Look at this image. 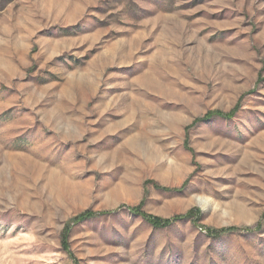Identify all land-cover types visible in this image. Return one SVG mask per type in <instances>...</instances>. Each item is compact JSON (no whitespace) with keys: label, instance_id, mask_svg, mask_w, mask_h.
<instances>
[{"label":"rangeland","instance_id":"374dc122","mask_svg":"<svg viewBox=\"0 0 264 264\" xmlns=\"http://www.w3.org/2000/svg\"><path fill=\"white\" fill-rule=\"evenodd\" d=\"M0 264H264V0H0Z\"/></svg>","mask_w":264,"mask_h":264},{"label":"trees","instance_id":"16d2710c","mask_svg":"<svg viewBox=\"0 0 264 264\" xmlns=\"http://www.w3.org/2000/svg\"><path fill=\"white\" fill-rule=\"evenodd\" d=\"M239 110V105H237L233 110H231L230 112H222V111H212L209 112L207 114H205L203 117L197 118L193 124L191 126L187 127V130H189L192 126H196L199 123L202 122H207L210 121L214 118H222V119H231L235 116L236 112ZM189 140L188 137L185 140V144H188ZM146 185L148 184H153L155 188H157L158 190H163V191H172L173 189L167 188V187H163L160 184H158L157 182L154 181H146L145 183ZM144 203L141 202L139 205L137 206H121L119 207V209L114 210V211H105V212H95L93 210H86L80 214H78L77 216L73 217L72 219H70L67 224L65 225V228L63 230L62 236H61V241H62V245L64 247V249L70 254L71 253V249H70V244H69V237H70V232L72 230L73 225H78L81 223H84L88 220H93L95 218H97L100 215H110L112 213H116L120 210H127L135 215H138L140 217H142L143 219H145L153 228L155 229H165L168 228L170 226H172L173 224H175L176 222L179 221H183V220H195L196 218H199V216L201 215V211L198 209H193L190 210L189 212H187L186 214H182V215H176L173 216L171 218H162L159 216H154V215H150L148 214L143 208H144ZM239 229L236 227H228V228H222V229H210L208 230V234L214 237H218L221 236L225 233H232V232H236ZM242 230V229H241ZM244 231H252L253 228L249 227V228H245L243 229Z\"/></svg>","mask_w":264,"mask_h":264}]
</instances>
